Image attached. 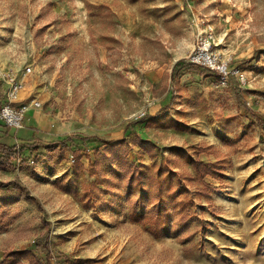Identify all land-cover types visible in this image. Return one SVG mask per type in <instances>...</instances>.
<instances>
[{
  "label": "rangeland",
  "instance_id": "obj_1",
  "mask_svg": "<svg viewBox=\"0 0 264 264\" xmlns=\"http://www.w3.org/2000/svg\"><path fill=\"white\" fill-rule=\"evenodd\" d=\"M8 72L45 130L0 131L43 143L0 169L37 200L0 187V264H45V235L52 264H264V0H0V106ZM195 159H222L210 201Z\"/></svg>",
  "mask_w": 264,
  "mask_h": 264
},
{
  "label": "trees",
  "instance_id": "obj_2",
  "mask_svg": "<svg viewBox=\"0 0 264 264\" xmlns=\"http://www.w3.org/2000/svg\"><path fill=\"white\" fill-rule=\"evenodd\" d=\"M195 65V64H192ZM176 68V67H175ZM244 107L247 111L252 113L256 118L258 117V114L253 112L248 106L244 104ZM0 131L2 132L3 136H8L9 134V127L4 125L2 122H0ZM84 142H88V138H83L81 140ZM24 144H16V143H8L0 140V169H4L6 167L8 168H15L16 163L18 160L21 159V152L29 147L31 148V145H35L37 143L43 144L41 141L36 140L34 137H30L28 139H25L22 141ZM57 143L64 145V146H72L74 144L72 138L70 136H66ZM122 142H117L111 144L112 146H117L121 144ZM36 146V145H35ZM79 155H76V158L79 159ZM119 167L123 169L127 168L129 172V178L127 179V184L130 185L133 180L137 177V179L141 178L143 175V171L139 166H135L134 164L130 163L126 157L124 158H117ZM193 167V175L188 174L189 183H195V192L197 196L204 197L206 201H210L211 199V192L214 190V188L207 184L204 181V178L206 176H210L212 178L220 177L222 175V172L224 170L222 159L215 160L214 162H203L199 159H195L192 163ZM0 187L6 188L10 187L14 190H19L25 197V199L37 202V200L31 196L27 190V188L20 182L18 177H14L13 179L9 181H0ZM159 207V205L157 206ZM160 208V207H159ZM192 220V216L187 217L186 219H183L179 222L178 227L183 228L185 227L190 221ZM51 242L48 240V236L45 235L43 240H40L38 242H34L30 248H27L29 251H44L45 252V264H52L51 260L54 258L55 261L60 262L62 258V254H60L56 250H50Z\"/></svg>",
  "mask_w": 264,
  "mask_h": 264
},
{
  "label": "built area",
  "instance_id": "obj_3",
  "mask_svg": "<svg viewBox=\"0 0 264 264\" xmlns=\"http://www.w3.org/2000/svg\"><path fill=\"white\" fill-rule=\"evenodd\" d=\"M209 47H199L198 51L191 54L189 62L206 67L212 71L218 72L223 77H228L235 73L226 63H219L209 51ZM31 72V67H26L23 74ZM6 83V93L0 106V122L9 128L21 129L24 125L26 114L30 109H38L41 106L36 98H30L28 101L21 99V92L24 89L17 72H8L4 74ZM241 78L240 80H243Z\"/></svg>",
  "mask_w": 264,
  "mask_h": 264
},
{
  "label": "crops",
  "instance_id": "obj_4",
  "mask_svg": "<svg viewBox=\"0 0 264 264\" xmlns=\"http://www.w3.org/2000/svg\"><path fill=\"white\" fill-rule=\"evenodd\" d=\"M22 99V98H21ZM4 100V99H3ZM24 100V99H22ZM26 101V100H25ZM39 109V108H38ZM38 109H30L27 114H26V118H25V121H24V125L22 128H26V132L23 133V134H26V135H32V134H35L34 137H36V133L39 132L40 130L39 129H42V130H45L43 128H41L39 126V116L40 115H37V116H34L36 115L35 114V111H37ZM42 115V114H41ZM44 117V116H43ZM42 125V124H41ZM17 130V129H16ZM28 136V137H29ZM33 136V135H32Z\"/></svg>",
  "mask_w": 264,
  "mask_h": 264
}]
</instances>
